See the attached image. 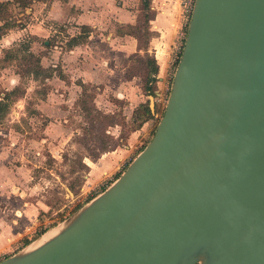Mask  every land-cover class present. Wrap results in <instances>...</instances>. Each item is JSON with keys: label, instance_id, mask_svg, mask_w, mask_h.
Returning <instances> with one entry per match:
<instances>
[{"label": "water", "instance_id": "1", "mask_svg": "<svg viewBox=\"0 0 264 264\" xmlns=\"http://www.w3.org/2000/svg\"><path fill=\"white\" fill-rule=\"evenodd\" d=\"M96 199L0 264H264V0H194L153 135Z\"/></svg>", "mask_w": 264, "mask_h": 264}, {"label": "rangeland", "instance_id": "2", "mask_svg": "<svg viewBox=\"0 0 264 264\" xmlns=\"http://www.w3.org/2000/svg\"><path fill=\"white\" fill-rule=\"evenodd\" d=\"M136 3V0H129L128 5L131 7L134 4L135 7ZM7 13L8 20L19 23L17 25H23L45 16V11H40L39 8L31 16L25 12V9L15 6L14 3L8 5ZM45 24L52 25L56 30L60 27L59 24L54 25L51 21ZM49 39L63 41L65 37L59 35V38L50 37ZM40 42V39L28 34H22L10 43L7 40L0 41V98L15 82L16 72L20 68H25L23 60L25 51L22 49L24 44L30 45L35 53H39L41 51ZM6 49L9 52L7 58L4 59ZM136 63L139 65L137 61ZM170 75H168V83L164 87L161 99L156 100L153 96L150 97V105L155 116L142 132L134 136L132 152L128 157L120 160V164L114 165L110 172H104L105 175H102L101 180L94 182H87L86 178L90 168L85 161L96 162L98 158L104 157L107 152L105 149L115 146L112 149L114 150L117 147L128 145L127 142L132 133L127 139H122L121 136L125 134L124 130L116 124L121 119L123 104L116 102L114 105L112 102L114 98L110 96L111 91L105 92L101 89L96 93L97 89L87 85L89 91L94 96L96 94L95 103H93L99 111L107 115L118 114L113 117L115 122L109 127L106 120L102 122L97 119L91 120L93 116L90 117L82 112L79 106L76 108L72 106L67 114L69 119L67 126L71 129L64 133L61 143H54L56 146H51L50 151L48 144L40 140L47 121L39 114L33 113L36 97L40 93L27 92L28 88L33 85L38 86L40 83L34 84L32 80L30 81L31 77L27 75L22 79L18 77V82L16 81L14 85L17 86V93L9 97L6 112L0 116V209L4 217L15 220L14 225L18 237L15 244H22L25 238L35 236L37 231L49 226L46 227V231L32 239L27 245L38 241L44 233L69 217L76 208L87 204L89 202H86L87 198L102 190L104 186H107V182H111L115 175L127 167L153 135L170 91L172 82ZM101 87H103L102 84ZM42 88L43 86L38 89ZM22 89L26 92V95L23 93L24 97L19 96ZM134 94L139 99L138 89H135ZM109 102H112L114 106ZM49 130L53 132V129ZM58 135L61 137L62 133ZM116 144L119 145L116 146ZM17 210L21 212L19 216L16 213ZM1 251L2 249L0 253Z\"/></svg>", "mask_w": 264, "mask_h": 264}, {"label": "crops", "instance_id": "3", "mask_svg": "<svg viewBox=\"0 0 264 264\" xmlns=\"http://www.w3.org/2000/svg\"><path fill=\"white\" fill-rule=\"evenodd\" d=\"M136 1L135 7L134 4L129 7V0L35 1L25 9V12L32 16L39 8L40 11H45V16L11 28L0 38V41L7 40L9 43L22 34L40 39V50L41 52L46 51V54L41 57L42 66L44 68H59L58 70L66 77L65 79L60 78L55 69L51 76L46 77L43 82L31 78L30 81L32 80L34 84L39 82L40 85H38L39 87L33 85L27 89V92L40 93L36 97L33 108L35 112L33 113L39 114L47 121L40 140L48 144L47 147L50 151L51 146H56L54 143H61L64 133L71 129L70 126H67L69 121L67 114L72 106L78 107L76 102L81 93V86L77 81L95 86L96 93L101 89H104L105 92L111 91V97L123 101V113L127 119L130 118L132 111L140 102L149 100L153 116L140 129L132 132L127 142L128 145L107 151L104 157L98 158L96 162L85 161L90 168L86 178L87 182L101 180L104 172H110L114 165L120 164V160L128 157L133 150L134 136L142 132L154 119V110L150 105L152 95L145 96L142 93L141 78L138 75L131 77L126 75L132 64L131 55L147 53L156 60L158 71L155 74L156 91L153 96L156 100L161 99L164 87L168 83V75L171 74L170 51L181 33L183 23L180 0H151L154 17L149 21V24L153 35L149 39L146 49L138 47L134 36L127 33L120 34L116 30L121 25L135 24L138 16V0ZM47 21L53 22L54 25L59 24V29L56 30L52 25L45 24ZM82 25L90 28L85 41L69 47L68 39L78 35ZM59 35H63L65 39L63 41L55 40V44L48 48L45 46L50 37L59 38ZM30 50L34 52L32 47ZM14 77L16 78L15 82L7 88L8 90L18 82L19 75L15 74ZM41 86L43 88L39 90L38 88ZM135 89L139 90V99L134 96ZM24 94L26 95L25 89ZM24 94L21 97H24ZM112 102L115 105L114 100ZM50 128L53 129V132L49 130ZM60 132L62 136L58 137ZM16 213L18 216L21 214L19 210ZM3 215L4 213L0 209V250L2 249L0 260L23 247V243H20L21 247H19L20 244H15V240L18 238L14 225L15 220Z\"/></svg>", "mask_w": 264, "mask_h": 264}, {"label": "trees", "instance_id": "4", "mask_svg": "<svg viewBox=\"0 0 264 264\" xmlns=\"http://www.w3.org/2000/svg\"><path fill=\"white\" fill-rule=\"evenodd\" d=\"M39 0H0V38L7 33L8 30L11 28H14L16 26H21L17 25L19 23H14V21L8 20V5L11 3H14L15 6L26 9L27 7H30V5ZM154 17V11L151 9V0H138V16L136 19L135 24L130 25H121L117 27V32L118 33H127L135 37V39L138 42V47L141 49H146L147 43L151 36L153 35V32L150 30V24L149 21ZM90 31V28L86 25H82L80 27V33L76 36L71 37L67 41V45L70 47L74 44H77L79 42L85 41L87 33ZM151 35V36H150ZM144 43V45H142ZM30 44V43H29ZM54 43L53 40L48 39L47 43L45 46L48 48L49 46H52ZM25 53L23 55V60L25 61L24 66L25 68H20L19 71L16 72V74L19 75L20 79H22L25 75L30 76L33 79L39 80L41 82L44 81L46 77H50L52 72L56 69L57 74L60 76V78L65 79V75L62 74L59 68H44L41 64V57L42 55L46 54V51L44 52H39V53H34L33 51L30 50V45L24 44L23 48ZM5 56L3 57L4 59L7 58L8 55V50L6 49L5 51ZM11 58V57H8ZM132 64L128 68L126 75L128 77H131L133 75H138L141 78V90L142 93L145 96L148 95H155L156 91V77L155 74L158 71V65L156 63V60L154 57L149 56L147 53L144 55H140L138 53H135L131 55L130 57ZM136 61L140 65H136ZM136 65V66H135ZM139 67L141 69L139 70ZM77 83L81 86V93L80 96L77 100V105L81 109L82 112L87 113L88 115L93 116V119H97V121L102 122L103 120H106V123L110 127V124L115 122L113 117L115 113H111L110 115H107L105 113H102L99 111L97 107L94 105V94L89 91L87 88V85L89 84H84L81 83V81H77ZM92 88H95V86H92ZM17 86H14L11 90L5 91L3 96L0 98V116H2L8 107V99L11 95L17 93ZM24 90L20 92L19 96H23ZM114 102H119L120 105L123 104V101L113 99ZM121 113L120 117L121 119L119 122H116V124H119L121 128L124 130V133L121 137L122 139H127L130 135V133L138 130L141 128V126L153 116V112L150 109L149 106V100L146 99L143 102H140L132 111V114L129 119L126 118V116ZM108 119V121H107ZM106 124V125H107ZM125 141V140H124ZM119 144H116V146ZM145 146V145H144ZM144 146L140 149V151L144 148ZM115 147V146H114ZM114 147L107 148L105 151H110ZM139 151V152H140ZM122 172H119V174L115 175V177L111 180V182H107V186H104L102 190L97 192L96 194H93V196L87 198L86 202L92 200L98 193H101L104 191L107 187L108 184L110 185L113 183L121 174ZM95 195V196H94ZM79 208V207H78ZM76 208V210L78 209ZM75 210V211H76ZM49 227V226H48ZM46 227L43 229H40L37 231V235L32 236L31 238H25L23 242V246L27 245L32 239H35L38 235H41L44 231H46Z\"/></svg>", "mask_w": 264, "mask_h": 264}, {"label": "built area", "instance_id": "5", "mask_svg": "<svg viewBox=\"0 0 264 264\" xmlns=\"http://www.w3.org/2000/svg\"><path fill=\"white\" fill-rule=\"evenodd\" d=\"M194 0H180V5L182 9V18L183 23L181 26V33H179L176 41L173 43L171 51H170V58L169 63L171 65V78L173 76L175 67L177 65V62L180 58L181 51L184 46V41L187 33V27L190 20V16L193 9Z\"/></svg>", "mask_w": 264, "mask_h": 264}, {"label": "bare ground", "instance_id": "6", "mask_svg": "<svg viewBox=\"0 0 264 264\" xmlns=\"http://www.w3.org/2000/svg\"><path fill=\"white\" fill-rule=\"evenodd\" d=\"M100 198V197H99ZM98 198V199H99ZM98 199L84 205L82 207V209H80L79 211H77L76 213L72 214L70 217L66 218L65 220H63L62 222H60L58 225H56L55 227L51 228L50 230H48L46 233H44L42 235V237L36 241L33 242L30 247H35L37 245H39L40 243H42L43 241H45L46 239H48L49 237L59 233L60 231L68 228L69 226H71L76 220H78Z\"/></svg>", "mask_w": 264, "mask_h": 264}]
</instances>
